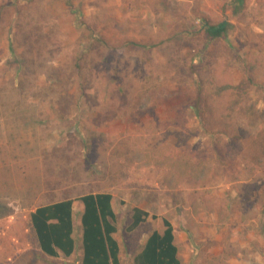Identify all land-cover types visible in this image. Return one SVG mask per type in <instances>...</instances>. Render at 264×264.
<instances>
[{"label":"rangeland","instance_id":"1","mask_svg":"<svg viewBox=\"0 0 264 264\" xmlns=\"http://www.w3.org/2000/svg\"><path fill=\"white\" fill-rule=\"evenodd\" d=\"M262 178L264 0H0L1 234L107 192L124 206L123 264L145 240L125 230L134 205L188 228L190 264H264ZM214 224L206 262L197 228ZM30 243L6 264H71Z\"/></svg>","mask_w":264,"mask_h":264},{"label":"trees","instance_id":"2","mask_svg":"<svg viewBox=\"0 0 264 264\" xmlns=\"http://www.w3.org/2000/svg\"><path fill=\"white\" fill-rule=\"evenodd\" d=\"M207 34L210 38L227 37L228 25L225 22L208 25ZM194 111L199 113L198 107L194 106ZM255 187L249 200L252 206L264 211V185L256 184ZM112 197L107 192H90L80 197L85 205L82 216V264H122L118 255L119 245L112 235L117 230ZM73 202L74 199L60 200L17 215L16 232L13 235L0 232V264L9 263L15 258L16 247L30 248V239H36L40 249L49 256H59L58 250L66 256L72 254L75 248ZM148 215L147 211L135 207L130 228L138 226ZM164 221L168 226L165 233L154 231L150 235L142 251L135 257V264H181L177 255L178 248L173 242L172 224L167 219Z\"/></svg>","mask_w":264,"mask_h":264},{"label":"crops","instance_id":"3","mask_svg":"<svg viewBox=\"0 0 264 264\" xmlns=\"http://www.w3.org/2000/svg\"><path fill=\"white\" fill-rule=\"evenodd\" d=\"M52 203V202H51ZM50 204V203H48ZM44 205V204H43ZM40 206V205H39ZM38 207V206H37ZM124 206H119L117 203L116 196L113 195L112 198V208L114 212L116 213V228L117 230L112 234L114 239L117 241L119 245V259L121 263L123 264V259H124V250H125V242L123 238L121 237L120 232L122 231V225H121V210H123ZM139 207L149 213V215L146 217V219L141 222L138 226L135 228H130L131 224L133 222V214H134V208ZM36 208V207H35ZM76 211H80V214L76 218ZM85 211V205L84 202L81 201H76L74 200L73 202V208H72V217H73V225H74V230H73V237L75 239V248L72 254L69 256H66L61 250H58L59 256L54 257V256H49L45 252L47 256L50 258H58V259H64L67 258V260L71 261V264H76V260H79V264H82L83 256H84V249H83V223H82V216ZM124 211V210H123ZM81 215V216H80ZM155 215V218L153 217ZM131 222L129 223L128 226H126L125 230L126 232H130L136 235L140 233H145V240L143 241L142 248L139 252L135 253L134 256V264H135V257L142 251L144 248L148 238L154 231H158L160 234H164L165 230L167 229V225L164 221V219H167L171 222L172 227H173V237H174V244L178 248V258L181 261V264H190L189 259L191 258L194 246L190 247V244L192 242H189V239H193V237L190 236V233L188 228L185 225H182V223L176 224L172 220H170L168 217L162 216L159 217L155 212L150 210L148 207H144L141 205H134L133 210H132V215H131ZM156 220V221H154ZM158 220V221H157ZM146 226H150L148 230H146ZM186 227V229H185ZM207 228V226H204ZM214 228L212 229H205L202 233L200 232L199 228H197V244L196 246V251L199 254H203L204 261L209 262L212 257L216 256V240H222L223 239V234L217 235L216 237V229H218L217 226H213ZM203 230V229H202ZM147 231V232H146ZM129 243V240L128 242ZM192 245V244H191ZM78 264V263H77Z\"/></svg>","mask_w":264,"mask_h":264}]
</instances>
